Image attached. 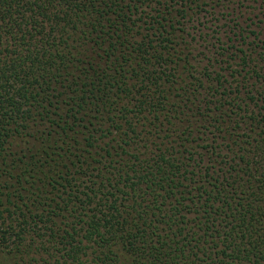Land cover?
I'll use <instances>...</instances> for the list:
<instances>
[{"label": "trees", "instance_id": "1", "mask_svg": "<svg viewBox=\"0 0 264 264\" xmlns=\"http://www.w3.org/2000/svg\"><path fill=\"white\" fill-rule=\"evenodd\" d=\"M0 264H264V0H0Z\"/></svg>", "mask_w": 264, "mask_h": 264}]
</instances>
